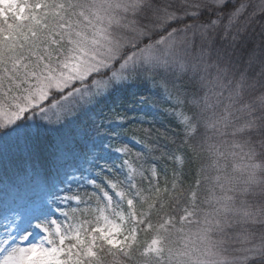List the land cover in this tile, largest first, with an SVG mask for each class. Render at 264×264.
<instances>
[{"label": "snow or ice", "instance_id": "snow-or-ice-1", "mask_svg": "<svg viewBox=\"0 0 264 264\" xmlns=\"http://www.w3.org/2000/svg\"><path fill=\"white\" fill-rule=\"evenodd\" d=\"M0 264H264V0H0Z\"/></svg>", "mask_w": 264, "mask_h": 264}, {"label": "trees", "instance_id": "trees-1", "mask_svg": "<svg viewBox=\"0 0 264 264\" xmlns=\"http://www.w3.org/2000/svg\"><path fill=\"white\" fill-rule=\"evenodd\" d=\"M145 94H148V93L146 92ZM166 106L167 105L161 103L162 108ZM145 110H151V109H147V108L141 109L137 107L127 109V112L130 117L127 124L125 125L126 135L128 137H133V136H136L137 138L143 137L144 135L143 128H147L149 127V125L146 122L142 123L139 120V116ZM105 111H107V109H105ZM156 129H159L160 132H157ZM173 129H176L175 121L171 117L167 116L165 113H160L155 121V127H153L152 131H153L154 136L159 137L161 133H163L165 130H168L169 134H171ZM161 143H166V142L161 140ZM168 146L171 147L170 144ZM132 147L137 150H139L140 148L139 145L132 146Z\"/></svg>", "mask_w": 264, "mask_h": 264}, {"label": "rangeland", "instance_id": "rangeland-1", "mask_svg": "<svg viewBox=\"0 0 264 264\" xmlns=\"http://www.w3.org/2000/svg\"><path fill=\"white\" fill-rule=\"evenodd\" d=\"M124 139L127 141V143L129 145H132V146H137L136 144L133 143V140L131 139V137H128L127 135L124 136ZM134 159V158H133Z\"/></svg>", "mask_w": 264, "mask_h": 264}]
</instances>
